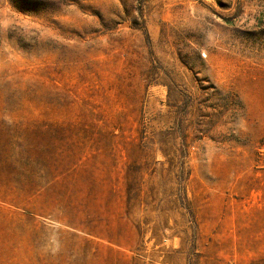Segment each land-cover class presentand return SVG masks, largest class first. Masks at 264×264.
Returning a JSON list of instances; mask_svg holds the SVG:
<instances>
[{"label":"rangeland","instance_id":"374dc122","mask_svg":"<svg viewBox=\"0 0 264 264\" xmlns=\"http://www.w3.org/2000/svg\"><path fill=\"white\" fill-rule=\"evenodd\" d=\"M140 139L190 143L194 247L126 216ZM0 264H264V0H0Z\"/></svg>","mask_w":264,"mask_h":264},{"label":"trees","instance_id":"16d2710c","mask_svg":"<svg viewBox=\"0 0 264 264\" xmlns=\"http://www.w3.org/2000/svg\"><path fill=\"white\" fill-rule=\"evenodd\" d=\"M150 139H140L141 162L133 161L124 176V202L126 216H134L137 234L144 233L143 224L148 220L141 219L140 213L144 209L154 212L161 221L153 226L154 236L160 241L166 230L173 231L172 236H177L183 243L192 241L193 247L198 235V219L192 201L187 196V181L190 177L188 157L190 143L186 139L181 143L161 140L157 142V150L163 160L158 162V167H153L148 174V179H155V184L148 186L144 174L150 166V153H152ZM156 165V164H155ZM170 215L179 216V221H174V228L167 227ZM178 228V229H176Z\"/></svg>","mask_w":264,"mask_h":264}]
</instances>
